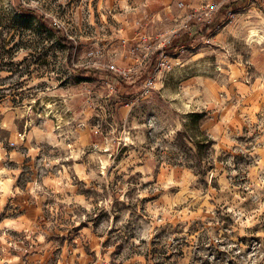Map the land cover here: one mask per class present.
I'll list each match as a JSON object with an SVG mask.
<instances>
[{
    "label": "rangeland",
    "instance_id": "rangeland-1",
    "mask_svg": "<svg viewBox=\"0 0 264 264\" xmlns=\"http://www.w3.org/2000/svg\"><path fill=\"white\" fill-rule=\"evenodd\" d=\"M236 1L0 0V264H264V0Z\"/></svg>",
    "mask_w": 264,
    "mask_h": 264
},
{
    "label": "trees",
    "instance_id": "trees-1",
    "mask_svg": "<svg viewBox=\"0 0 264 264\" xmlns=\"http://www.w3.org/2000/svg\"><path fill=\"white\" fill-rule=\"evenodd\" d=\"M15 3H17L18 0H13ZM247 0H237L236 2H232L230 4V7H240L242 5L245 4ZM17 9L25 14H33L34 11L31 9H26L24 7H22L21 5H18L17 3ZM228 9V8H227ZM213 30L212 27H210L209 25H202L201 27L198 28L197 31V35L200 36H204L206 34H208L209 32H211ZM58 35V39L59 42L66 46L68 48V57H67V65L68 67H70L71 69H73L76 73L80 74L81 76H87V75H92L97 73L95 70H86V69H82V68H74L73 67V57H74V52H75V46L74 43L72 41L67 40L65 37H63L60 33V31L56 32ZM195 38L190 36V33L188 31H181V33L172 41V43L170 44V46L166 47L165 51L166 53L169 52H173L176 49L180 48V47H184V46H189L192 45L194 43ZM122 85H125L124 80L122 79ZM210 144L213 146L214 145V141L212 139H210ZM197 147H200V142L196 143Z\"/></svg>",
    "mask_w": 264,
    "mask_h": 264
},
{
    "label": "bare ground",
    "instance_id": "bare-ground-1",
    "mask_svg": "<svg viewBox=\"0 0 264 264\" xmlns=\"http://www.w3.org/2000/svg\"><path fill=\"white\" fill-rule=\"evenodd\" d=\"M248 38H249L251 43L264 44V35L260 34L258 30L252 31ZM234 74H236V73H234ZM2 185L6 186V183H3Z\"/></svg>",
    "mask_w": 264,
    "mask_h": 264
}]
</instances>
